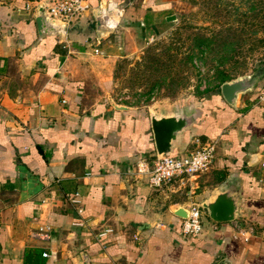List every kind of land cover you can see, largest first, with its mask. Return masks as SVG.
Wrapping results in <instances>:
<instances>
[{"label": "crops", "instance_id": "crops-1", "mask_svg": "<svg viewBox=\"0 0 264 264\" xmlns=\"http://www.w3.org/2000/svg\"><path fill=\"white\" fill-rule=\"evenodd\" d=\"M49 1L0 0V264H264L262 78L234 106L211 94L187 130L181 150L215 141L187 196L210 195L235 167L244 191L234 220L203 209L201 233L182 235L176 210L194 201L148 184L149 111L110 92L117 60L160 33L177 0H116L118 24L104 34L93 11L113 0H82L63 34L39 36L36 8ZM214 170L225 175L206 183Z\"/></svg>", "mask_w": 264, "mask_h": 264}, {"label": "rangeland", "instance_id": "rangeland-1", "mask_svg": "<svg viewBox=\"0 0 264 264\" xmlns=\"http://www.w3.org/2000/svg\"><path fill=\"white\" fill-rule=\"evenodd\" d=\"M173 10L175 19L160 33L138 41L117 60L110 90L115 103L147 111H171L183 103L195 108L217 93L222 78L251 73L263 63L264 0H177ZM200 36L212 38L210 53L197 46ZM224 175L214 170L203 179ZM173 193L177 196L170 198L196 201Z\"/></svg>", "mask_w": 264, "mask_h": 264}, {"label": "water", "instance_id": "water-1", "mask_svg": "<svg viewBox=\"0 0 264 264\" xmlns=\"http://www.w3.org/2000/svg\"><path fill=\"white\" fill-rule=\"evenodd\" d=\"M119 7L120 4L115 6L114 10L107 7H98L93 11L98 34H104L105 31L109 30L106 27V21L109 18L117 19L120 13ZM104 12H107L106 16L103 15ZM175 17V14H169L166 16V19L170 21L175 19ZM35 20L39 36L63 34L65 31L63 23L56 24L54 20L46 15L43 4L37 6ZM263 75L264 67L260 66L251 73L224 80L220 84V94L228 105L234 106L238 94L252 89L256 81ZM208 105V102H204V105L191 108L188 103H183L171 111L150 109L149 116L156 155L160 157L176 153L184 141L187 130L196 126L201 119L208 116L210 112ZM241 179L239 167H235L231 171L226 183L213 190L210 195L198 202L210 219L214 221H229L237 217L240 207L243 205L244 188ZM176 213L186 216L188 210L179 207ZM219 264H224V262L221 261Z\"/></svg>", "mask_w": 264, "mask_h": 264}, {"label": "built area", "instance_id": "built-area-1", "mask_svg": "<svg viewBox=\"0 0 264 264\" xmlns=\"http://www.w3.org/2000/svg\"><path fill=\"white\" fill-rule=\"evenodd\" d=\"M82 0H50L45 3L46 15L63 24H69L81 12ZM264 95V76L260 84ZM186 152L182 153V150ZM178 149L176 153L166 156L157 155L149 170L148 184L156 189L171 187L190 195L194 193L193 179L201 172L208 170L214 159L215 141H207L193 149ZM186 216H182L179 232L185 236L199 235L206 220L205 211L198 202H191ZM46 255V252L42 253Z\"/></svg>", "mask_w": 264, "mask_h": 264}, {"label": "trees", "instance_id": "trees-1", "mask_svg": "<svg viewBox=\"0 0 264 264\" xmlns=\"http://www.w3.org/2000/svg\"><path fill=\"white\" fill-rule=\"evenodd\" d=\"M212 42H213L212 38L209 39L208 37H201V36H200L199 41H197V46H198V47H202V45H203L204 47H206V50L208 51V53H210L211 50H212V47H211V43H212ZM260 66L264 67V61H263V63H262ZM227 79H229V78H222V79H221V82L224 81V80H227ZM220 84H221V83H220ZM217 92H218V93L220 92V89H219V88L217 89ZM261 92H262V90H260V91L258 92L257 96H258L259 94H261ZM204 100L209 101L210 103H213V102H214V99L212 98L211 95L208 96V97H204ZM27 256H29L28 251H26V257H27Z\"/></svg>", "mask_w": 264, "mask_h": 264}, {"label": "clouds", "instance_id": "clouds-1", "mask_svg": "<svg viewBox=\"0 0 264 264\" xmlns=\"http://www.w3.org/2000/svg\"><path fill=\"white\" fill-rule=\"evenodd\" d=\"M115 6H116V0H113L112 4L110 5V8H111L112 10H114V9H115ZM103 15L106 16V15H107V12H104ZM117 24H118V21L115 20V19H112V18H109V19H107V21H106V27H107L108 29H112V30H114V29L116 28Z\"/></svg>", "mask_w": 264, "mask_h": 264}]
</instances>
